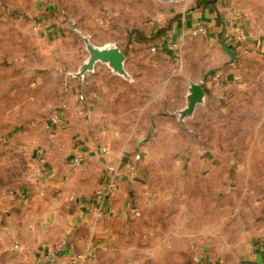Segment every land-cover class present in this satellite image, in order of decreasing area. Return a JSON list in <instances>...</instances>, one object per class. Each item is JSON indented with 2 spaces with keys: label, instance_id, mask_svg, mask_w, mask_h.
Listing matches in <instances>:
<instances>
[{
  "label": "rangeland",
  "instance_id": "rangeland-1",
  "mask_svg": "<svg viewBox=\"0 0 264 264\" xmlns=\"http://www.w3.org/2000/svg\"><path fill=\"white\" fill-rule=\"evenodd\" d=\"M224 1L264 18V0ZM186 2L0 0V264L64 246L81 264H256L264 51L241 47L238 78L208 85L219 40L170 38ZM109 176L107 217L85 205Z\"/></svg>",
  "mask_w": 264,
  "mask_h": 264
},
{
  "label": "crops",
  "instance_id": "crops-1",
  "mask_svg": "<svg viewBox=\"0 0 264 264\" xmlns=\"http://www.w3.org/2000/svg\"><path fill=\"white\" fill-rule=\"evenodd\" d=\"M187 0H183L184 4H187ZM192 5L188 8L187 11H184L182 17L179 20L173 23L170 33V38L172 39L173 35H179L181 30H184L188 27H194L196 25H203L206 28V37L217 41L219 40L218 51L215 58L212 62H210L209 69L214 70V73L208 77H206V82L208 85H213L214 87H219L223 84V81L229 79H237L239 76V70L237 69V60L241 53L240 48L235 50V59L231 61L230 55L224 51L222 48L223 38L228 36L231 32L242 33L246 38V48H253L257 50L264 51V18L262 20L257 17L250 20L248 24L247 20L240 19L239 22L237 20H230L231 13L225 8L224 0H190ZM230 17L228 18V16ZM170 39V40H171ZM167 39H162L160 43H164ZM218 42V41H217ZM214 46V45H213ZM217 47V46H216ZM245 47V46H244ZM93 198V197H92ZM88 199V200H92ZM114 198H109V206L104 208L103 215L111 216L113 214H119V208L112 207L111 204L114 202ZM88 209L89 205H85ZM84 207V209L86 208ZM105 216L100 218L104 220ZM47 249V248H46ZM50 250V249H48ZM51 250H55L51 248ZM262 251V250H261ZM46 252V251H45ZM73 252L71 250V254L78 255V259L74 258L72 260L69 254H65L64 256H60L56 259L55 262L49 263L47 262L48 258L43 257L41 261H45V264H73L75 261H78V264L82 262L85 258L83 256L84 253ZM264 253V251H262ZM258 254V258L256 264H262L263 261V253ZM43 252V256H44ZM40 261V262H41ZM249 264V262H246ZM245 263V264H246ZM251 264V263H250Z\"/></svg>",
  "mask_w": 264,
  "mask_h": 264
},
{
  "label": "built area",
  "instance_id": "built-area-1",
  "mask_svg": "<svg viewBox=\"0 0 264 264\" xmlns=\"http://www.w3.org/2000/svg\"><path fill=\"white\" fill-rule=\"evenodd\" d=\"M192 34H196V33H206V28L204 26H198V27H194L191 30ZM246 36L242 33H236V32H231L228 34V36H226L225 38H223V44L227 45L229 48L233 49V51L237 50L238 48H246L245 42L246 40ZM159 49L158 46L154 45L151 47L152 51H155L156 49ZM113 187H114V181L113 179L109 176L106 177L104 180V183L102 184L100 190L98 191V193L92 198V200H90V202H87V205H92L93 208L95 209V213H97L98 215L102 214L104 211V208L107 207L108 205V201H109V197L112 194L113 191ZM46 257L48 258V261L53 263L56 261V259L60 256H64L65 254H69L70 258L72 260H74V255L71 254V250L64 246V247H58L55 250H47L46 252Z\"/></svg>",
  "mask_w": 264,
  "mask_h": 264
},
{
  "label": "water",
  "instance_id": "water-1",
  "mask_svg": "<svg viewBox=\"0 0 264 264\" xmlns=\"http://www.w3.org/2000/svg\"><path fill=\"white\" fill-rule=\"evenodd\" d=\"M222 48L224 49V51H226L230 55L231 61L235 59V52L233 51V49L229 48L225 44H222ZM96 51L99 54H101L103 59L109 60L112 66H119L120 67L119 62L122 59V55L120 53H118L114 48L113 49H102V50H98L96 48V49L93 50V52H96ZM94 55H95V53H94ZM88 65H89V63H88ZM190 92H189L188 97H187L188 98V103H187L188 106L187 107H188L189 111H191L192 106L195 104V100L197 99V97L202 93L201 90L198 87L194 88ZM186 109L187 108L185 107L180 112L183 113V112H185L184 110H186Z\"/></svg>",
  "mask_w": 264,
  "mask_h": 264
}]
</instances>
